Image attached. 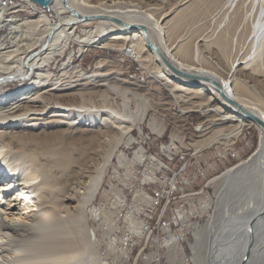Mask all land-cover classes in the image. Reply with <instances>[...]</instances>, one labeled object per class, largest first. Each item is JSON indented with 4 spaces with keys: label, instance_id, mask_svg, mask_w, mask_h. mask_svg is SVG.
<instances>
[{
    "label": "bare ground",
    "instance_id": "1",
    "mask_svg": "<svg viewBox=\"0 0 264 264\" xmlns=\"http://www.w3.org/2000/svg\"><path fill=\"white\" fill-rule=\"evenodd\" d=\"M33 1L52 9L57 19L43 13L31 18H4L6 9L0 3V26L8 27L7 38L0 40V264H111L102 257L87 215L102 176V166L89 158L90 149L104 141L111 145L106 164L125 134L144 119L145 105L135 91L119 86L105 74L107 64L102 59L91 72L74 65L54 73L49 66L71 41L82 44L79 52L83 54L85 45L118 47L120 41L131 39L134 55L142 57L148 50L159 65V76L178 90L207 93L211 99L217 93L209 84L171 74L161 54L149 43L156 44L177 67L224 85L231 102L219 100L222 108L211 110L236 120L235 127L225 133L226 139L235 137L246 124L259 128L261 139L253 155L221 175L225 183L217 191L220 211L205 227V240H211L198 257L205 264H264V0H224L211 17L215 28L206 40L232 38V50L238 49L226 76L204 65L199 40L193 49V62L181 60L169 44L161 18L139 5L105 8L89 0ZM33 1L27 0L30 9L38 8ZM219 1L208 0L207 4ZM81 16L91 17L83 20ZM232 18L237 23L235 29L224 33ZM183 19L181 14L179 20ZM95 20L109 29L92 26L83 36L75 35L79 23ZM182 50L189 48L184 45ZM16 80L23 84L10 89L8 84ZM110 93L115 95L113 99ZM69 96L75 100H65ZM152 121L159 125L156 119ZM220 134L209 136L205 143L222 140ZM88 160L93 162L92 174L82 165ZM73 166L78 168L74 174ZM14 190L16 196H2ZM234 196L238 215L230 219L234 225L223 249L219 241L226 226L216 227L214 221L230 216L225 206ZM103 214V225L109 232L111 212Z\"/></svg>",
    "mask_w": 264,
    "mask_h": 264
},
{
    "label": "rangeland",
    "instance_id": "2",
    "mask_svg": "<svg viewBox=\"0 0 264 264\" xmlns=\"http://www.w3.org/2000/svg\"><path fill=\"white\" fill-rule=\"evenodd\" d=\"M33 1V0H32ZM92 4L102 6L105 8H118L121 7H134L135 5L141 6L148 12H151L156 17L161 18L167 33L169 44L174 47L173 51L177 56L189 63L193 62V49L195 42L199 40L201 48V60L205 66L213 69L217 74L226 76L231 66L232 60L238 57V49L232 50V38H211L206 40L210 34H212L215 25L213 26L210 21L214 13L219 10L224 0H220L215 5H208V0H89ZM34 2V1H33ZM0 3L6 9L5 17L14 18H31L38 16L40 13L48 15L50 19L56 20V13L50 9L47 10L41 5L36 4L38 8L33 7L30 9L31 4L27 0H0ZM33 5V3H32ZM232 12L231 17L236 14ZM225 11V10H224ZM223 13V12H222ZM183 15V21L179 20V16ZM188 14V17H186ZM222 17L220 16L218 20ZM237 23L233 21V18L226 26L224 33H228L235 29ZM92 26L101 28L102 26L108 30L109 28L105 23H100L97 20L90 24L79 23L75 35L83 36L86 30ZM233 33V32H232ZM8 27L0 26V40L7 38ZM205 36V37H204ZM202 39V40H200ZM134 40L120 41L119 46H107L99 47L96 45H85L83 47V54H80L82 44L76 41H71L64 53L57 54L55 58L50 62L49 69L54 73H59L70 69L74 65L79 66L85 72H91L94 69L95 63L98 59H102L107 64L105 74L111 77L119 86L129 88L142 97L145 107L144 119L138 120L135 125L125 134L119 144L115 147L111 159L105 164V157L111 145L106 144V141L95 149H90L89 158L95 159L97 162L95 165L102 166V176L99 181L98 192L95 196L93 203L88 207L87 215L89 223L95 229V234L99 239V249L102 253V257L109 261L111 264H154L153 258L156 256V248L154 244L147 246L139 254L137 253L142 246L143 242L138 241L137 249L131 251L122 252L118 247L119 244L114 243L112 214L110 215V227L109 232H106V228L103 225L104 218L102 209L103 204L107 201L106 179L108 177L109 169L112 163L115 162L116 153L118 152L119 145L120 151H127L130 148V137H133V133L138 128L148 129V126H152L153 131L161 134L163 140H169L171 138L176 140L177 146L183 150H200L195 155L206 163L211 162L206 178L211 176H217L214 178V182L210 184L209 190L212 193L214 202V214L209 221L202 228L199 238L192 243V250L195 254L193 258L195 264H205V262L199 260V251L206 249L208 241L205 240V227L207 224L215 219L220 211L219 200L217 191L222 188L225 183V178L221 177L222 174L226 175L227 170L237 166L242 161L249 159L260 143V131L256 124H246L237 133L235 137L229 136L226 139L225 133L235 127L236 120L230 118H223L217 112L211 110V108H222L221 99L217 93H214L215 99H211L207 93H195V92H183L178 90L172 84H167L166 79L159 76L160 69L157 62L153 59L148 50H144L142 57H136L133 51L130 49V45ZM186 45L189 51H183L182 47ZM114 47V48H113ZM39 49V48H38ZM73 51V52H72ZM71 54V58L69 57ZM71 59V61H70ZM68 64V65H67ZM238 65L237 68H239ZM171 74V70H169ZM240 75V70L235 72V77ZM114 76V78H113ZM26 83V82H25ZM125 83V84H124ZM20 81L16 80L8 84L9 88L14 90L20 86ZM104 91V90H102ZM102 93H108L106 90ZM97 96V95H96ZM111 98L115 97L110 93ZM98 97V96H97ZM111 99V100H112ZM67 101H74L75 97H66ZM153 119H156L159 123L155 126ZM83 127H88L82 123ZM196 127V128H195ZM198 127L200 129H198ZM230 130V131H231ZM87 131V130H86ZM222 133V134H220ZM223 137L222 140H216L210 144L205 143L209 136L219 135ZM221 139V138H219ZM203 144L197 146V144ZM113 146V144H112ZM227 152V161L221 162L220 153ZM234 154V155H232ZM86 160V158H85ZM93 162L89 160L82 164L89 167L87 174H92L91 165ZM94 165V166H95ZM196 165V164H195ZM74 172L78 171L76 166H73ZM86 169V168H85ZM223 175V176H224ZM88 179H86L87 181ZM82 191H85L82 190ZM85 193V192H84ZM7 197H14L17 195L16 191L3 194ZM5 199V197H3ZM233 199V200H232ZM1 200V199H0ZM226 207L230 216L224 221L221 218L214 221L216 227H225L223 236L219 241V246H223L226 249L228 242V236L232 231L234 223L230 220L237 217V211L239 208L236 197H232ZM228 207V208H227ZM109 211V210H108ZM219 223V224H218ZM224 224V225H223ZM202 235V236H201ZM207 243V245H206ZM113 244V246H112ZM235 248V247H234ZM110 249V251L108 250ZM109 251V255L107 252ZM212 251V248H211ZM160 255L159 264H179L180 259L177 257V253L174 250L163 252L158 251ZM165 255V256H164ZM136 259V263L134 260ZM208 258V262H209ZM209 264H212L209 263Z\"/></svg>",
    "mask_w": 264,
    "mask_h": 264
},
{
    "label": "built area",
    "instance_id": "3",
    "mask_svg": "<svg viewBox=\"0 0 264 264\" xmlns=\"http://www.w3.org/2000/svg\"><path fill=\"white\" fill-rule=\"evenodd\" d=\"M152 128H138L129 150L120 151L119 145L105 181L108 195L102 209L112 214V239L120 251L133 252L140 241L136 259L154 244V264H159L161 250H174L179 264H195L192 243L214 214L208 186L217 176L206 178L211 162L193 158L200 150H183L171 135L163 140ZM227 154L220 153L221 162Z\"/></svg>",
    "mask_w": 264,
    "mask_h": 264
},
{
    "label": "water",
    "instance_id": "4",
    "mask_svg": "<svg viewBox=\"0 0 264 264\" xmlns=\"http://www.w3.org/2000/svg\"><path fill=\"white\" fill-rule=\"evenodd\" d=\"M47 8V6H46ZM75 14H77V12L75 11ZM91 16H81V19L85 20V19H89ZM123 24V23H122ZM124 25V24H123ZM129 28L132 27L131 25H126ZM134 26H139V24H135ZM143 27V30L146 31V27L145 26H141ZM151 45V47H153L155 50H157L161 56L163 57V59L165 60V62L167 63L169 69L171 70V72L181 78L190 80V81H195L201 85L203 84H209L211 86H213L217 92V94L219 95V97L221 99H223L224 101H228L231 102L230 97L227 95V92L225 91V87L224 85L218 81V80H214L213 78H211L210 76L207 75H202V74H198L196 72H191V71H187L184 70L182 68L177 67L173 62H171L167 56L160 50V48L154 44V43H149Z\"/></svg>",
    "mask_w": 264,
    "mask_h": 264
}]
</instances>
